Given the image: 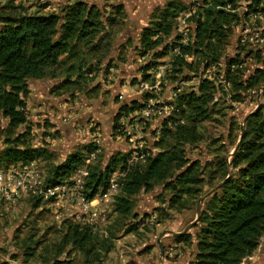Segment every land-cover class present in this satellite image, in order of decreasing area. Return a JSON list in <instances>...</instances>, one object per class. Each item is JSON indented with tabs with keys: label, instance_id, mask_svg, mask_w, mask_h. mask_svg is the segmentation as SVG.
Masks as SVG:
<instances>
[{
	"label": "rangeland",
	"instance_id": "rangeland-1",
	"mask_svg": "<svg viewBox=\"0 0 264 264\" xmlns=\"http://www.w3.org/2000/svg\"><path fill=\"white\" fill-rule=\"evenodd\" d=\"M73 1L0 0V11L11 12L12 6H17L31 14L56 13ZM84 1L98 9L104 23L102 31L89 39L91 42L78 43L75 56L63 55L60 65L45 77L29 79L30 94L26 100L28 124L32 127L29 141L34 147L46 146L53 154L51 159L37 160L44 179L48 181L54 167L74 152H82L83 163L88 167H105L117 153L130 156L134 152H156L155 143L168 117L194 123L192 117L181 115L177 100L181 93L197 88L202 79L208 78L214 85L210 116L198 123L200 140L185 145L187 157L198 163L202 192L197 198L183 195L176 201V192L166 186L170 181L167 179L155 183L150 191L141 190L133 197L131 212L122 214L116 208L119 192L109 190L94 198L104 215L99 224L90 225L85 224L86 214L68 209L71 183L65 186L59 204L54 203L55 197L45 199L30 190L14 202L0 203V261L198 264V214L224 179L237 175L238 168L233 167L232 158L246 119L258 109L264 114V82L241 90L233 83V78L244 82L259 69L264 70V0H260L256 10L251 8L256 0H236L235 8L228 5L238 14V22L230 25L218 61L208 60L210 65L206 68L207 59L197 57L195 52L185 57L189 62L202 61L195 71L175 66L173 62L180 55L181 46L192 42L195 21L207 7L205 0ZM172 1L180 6L173 33L164 37L154 50L144 52L140 40L143 28ZM118 5L123 7L120 14L115 11ZM166 44L171 45L168 53L155 58L154 54L160 53ZM233 59L239 62H233L235 66L230 63ZM145 74L149 75L148 80ZM134 101L138 108L129 112L121 110L122 105L130 106ZM145 108L151 109L152 114L141 113ZM167 126L173 129L174 123L168 122ZM126 128L137 136L134 145ZM23 129L20 126L16 132ZM9 137L15 135L9 133L8 119L0 113V151L7 146ZM98 148L101 150L97 151ZM92 154L95 158L89 160ZM73 191L77 193L76 189ZM75 224L89 227L101 241L109 238L113 247L110 251L95 248L86 255L78 249L72 250L68 244L60 252L71 225ZM185 233L191 239L178 240ZM28 246L35 254H27ZM240 264H264V234L258 248Z\"/></svg>",
	"mask_w": 264,
	"mask_h": 264
},
{
	"label": "trees",
	"instance_id": "trees-1",
	"mask_svg": "<svg viewBox=\"0 0 264 264\" xmlns=\"http://www.w3.org/2000/svg\"><path fill=\"white\" fill-rule=\"evenodd\" d=\"M207 7L195 21L193 40L181 46L173 64L197 70L202 61L189 62L186 55L195 52L197 57L218 61L224 43L228 38L231 24L238 22L239 16L230 9L236 7V0H205ZM261 4L256 0L251 4L254 10ZM228 5L231 7L228 8ZM14 11H0V113L8 119L9 133L7 146L0 151V167L11 163H29L34 160L51 159L53 154L46 146L34 147L29 141L32 127L28 124L26 100L30 94L29 79H40L60 65L63 55L75 56L80 42H91L103 29V20L98 9L84 0H74L63 7L61 12L26 13L22 8ZM256 7V8H255ZM123 7L115 6L117 13ZM180 6L172 1L161 11V15L152 19L141 34V47L144 52L154 50L163 43V38L173 33ZM171 45L166 44L155 58L165 56ZM238 60V59H237ZM230 61L235 66V61ZM238 62V61H237ZM239 63V62H238ZM155 64V63H153ZM150 66V65H149ZM148 66V67H149ZM231 76V74H229ZM149 75L145 74V80ZM264 82V70L246 81L233 78L239 90L251 88ZM214 85L208 78L200 81L197 88L181 93L177 106L181 115L192 117L194 123L179 122L177 117H168L162 127L160 138L156 141V152L146 156L144 164L131 165L126 153L111 156L105 167L91 165L85 189L92 199L105 194L110 188V178L116 170H126L124 183L116 196V208L122 214L131 212L133 197L141 190L150 191L155 183L170 179L167 188L173 189L174 200L183 195L198 197L202 192L201 173L198 163L191 161L186 154L185 145L200 140L198 123L209 118V105L213 100ZM138 108L137 101L129 106L124 104L122 111L129 112ZM174 123V128L167 126ZM24 126L20 132L17 128ZM82 152H74L55 166L47 180L53 184L68 179L74 169L83 164ZM232 165L238 168L237 175L224 179L218 191H214L205 200L198 221L196 234L198 264H240L259 246L264 234V114L262 109L252 112L245 122L239 144L232 158ZM60 247L63 252L68 244L84 254L95 248L110 251L113 247L109 238L99 240L89 227L80 224L71 225ZM189 233L180 234L178 240L189 241ZM37 246L40 243L37 242ZM27 254H35L27 247ZM72 251H69V254ZM56 264L61 262L56 261ZM0 264H11L8 260Z\"/></svg>",
	"mask_w": 264,
	"mask_h": 264
},
{
	"label": "built area",
	"instance_id": "built-area-1",
	"mask_svg": "<svg viewBox=\"0 0 264 264\" xmlns=\"http://www.w3.org/2000/svg\"><path fill=\"white\" fill-rule=\"evenodd\" d=\"M188 56L189 55H186V57ZM140 111L146 115L152 114V110L148 108L141 109ZM126 131L128 135H130L129 140H131L134 145L137 136L128 128H126ZM131 135H133V137H131ZM100 150L101 149L98 148L97 151ZM157 150L158 149H156V151ZM147 154L149 155L151 153ZM147 154H138V152H134L128 157L127 161L131 165L137 163L144 164ZM90 158L89 160L94 159L95 155L92 154ZM126 173V170L120 169L113 172L110 178L109 190L117 193L120 192ZM88 176L89 167L88 164L84 162L81 166L74 169L73 174L68 179L53 184L44 179L41 169L37 164V160L29 163H11L0 170V203L3 201L6 203L14 202L16 197L27 194L31 190L34 195H43L45 199L48 197H55L57 200L54 203L59 204L63 200L62 194L64 195L63 190L65 186L71 183V201L68 209L72 208L74 211H81L83 214H86L85 224L93 225L102 220L101 216L104 215V212L102 206L94 199L95 197L90 199L87 196L85 185ZM74 189H76L77 193L73 191ZM95 201L97 203H95ZM61 214L62 212L59 213V216H61ZM78 222L80 223L81 221Z\"/></svg>",
	"mask_w": 264,
	"mask_h": 264
},
{
	"label": "water",
	"instance_id": "water-1",
	"mask_svg": "<svg viewBox=\"0 0 264 264\" xmlns=\"http://www.w3.org/2000/svg\"><path fill=\"white\" fill-rule=\"evenodd\" d=\"M242 136V135H241ZM199 209H200V202H199V204H198V213H199ZM199 215V214H198ZM159 241V243H160V247H161V250H163V244L161 243V241L160 240H158Z\"/></svg>",
	"mask_w": 264,
	"mask_h": 264
}]
</instances>
